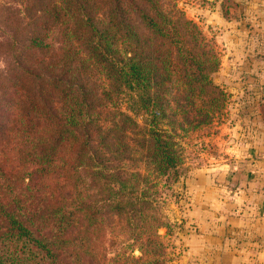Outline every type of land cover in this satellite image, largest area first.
<instances>
[{
    "label": "trees",
    "instance_id": "obj_1",
    "mask_svg": "<svg viewBox=\"0 0 264 264\" xmlns=\"http://www.w3.org/2000/svg\"><path fill=\"white\" fill-rule=\"evenodd\" d=\"M32 1L0 103V264H166L159 185L223 107L213 45L178 0ZM108 232L129 250L107 257Z\"/></svg>",
    "mask_w": 264,
    "mask_h": 264
},
{
    "label": "rangeland",
    "instance_id": "obj_2",
    "mask_svg": "<svg viewBox=\"0 0 264 264\" xmlns=\"http://www.w3.org/2000/svg\"><path fill=\"white\" fill-rule=\"evenodd\" d=\"M238 1L178 0V7L196 22L213 45L219 65L210 78L225 97L222 109L210 125L179 138L183 174L169 185L162 182L159 185L160 211L169 224L167 233L165 228L159 230L167 244L166 264H264V250H236V222L228 218L236 209L226 202L224 207L225 197L235 190L230 179L236 172V152L227 148L235 142L229 134L230 123L236 117V19L246 16ZM35 8L32 0H0V103L3 105L6 95L2 100V91L8 83L5 70L13 52L9 40L16 35L15 29L22 30L20 27L29 14L33 17ZM32 23L33 20L30 26ZM17 35L19 38L20 34ZM222 215L227 218L224 220ZM104 238L107 257L122 252L125 247L129 250L122 234L113 236L108 232Z\"/></svg>",
    "mask_w": 264,
    "mask_h": 264
},
{
    "label": "crops",
    "instance_id": "obj_3",
    "mask_svg": "<svg viewBox=\"0 0 264 264\" xmlns=\"http://www.w3.org/2000/svg\"><path fill=\"white\" fill-rule=\"evenodd\" d=\"M238 2L246 16L236 19L235 142L227 148L236 152L235 190L224 207L236 209L228 216L236 222V250L256 251L264 250V0Z\"/></svg>",
    "mask_w": 264,
    "mask_h": 264
}]
</instances>
